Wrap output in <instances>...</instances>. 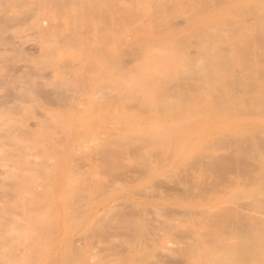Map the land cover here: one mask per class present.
Wrapping results in <instances>:
<instances>
[{
	"label": "bare ground",
	"instance_id": "bare-ground-1",
	"mask_svg": "<svg viewBox=\"0 0 264 264\" xmlns=\"http://www.w3.org/2000/svg\"><path fill=\"white\" fill-rule=\"evenodd\" d=\"M152 258L264 264V0H0V264Z\"/></svg>",
	"mask_w": 264,
	"mask_h": 264
},
{
	"label": "rangeland",
	"instance_id": "rangeland-1",
	"mask_svg": "<svg viewBox=\"0 0 264 264\" xmlns=\"http://www.w3.org/2000/svg\"><path fill=\"white\" fill-rule=\"evenodd\" d=\"M29 42L30 41H28V42H26L24 45H23V48L26 50L27 48V51L28 52H33V51H36V45H35V42L34 41H31L30 42V44H29ZM31 43H33L32 45H31ZM32 119L29 121V123H32ZM93 206H95V205H93ZM101 213H102V210L101 209H97V211H96V216H100L101 215ZM95 219H93L92 221H94ZM161 221V220H160ZM187 225V224H186ZM162 233H160V236H163L162 237V239L160 240V241H158L156 244H155V246H154V248H156L157 249V247H159V249H157V252H160V253H162L163 254V259H167V257L165 258V256H169V253H167V252H165V251H163V250H161V248L162 247H168V248H172V247H176V244H175V242H172V240H170V239H168V238H166V237H164V235L162 234ZM168 240H169V242H168ZM122 240H120V241H117V243L119 244L120 242H121ZM231 241V242H230ZM228 242L229 243H233V242H235V239H229L228 240ZM122 243H124L123 241H122ZM142 244V243H141ZM141 244H139L138 245V248L140 249V253L143 251V250H146L145 249V245H144V243L142 244V246H141ZM161 247V248H160ZM130 248V247H129ZM160 250V251H159ZM162 251V252H161ZM169 258H171V256H169ZM153 259V260H152ZM149 262H150V264H159L158 262H155V261H157V259L156 258H152ZM156 259V260H155ZM155 260V261H154Z\"/></svg>",
	"mask_w": 264,
	"mask_h": 264
}]
</instances>
